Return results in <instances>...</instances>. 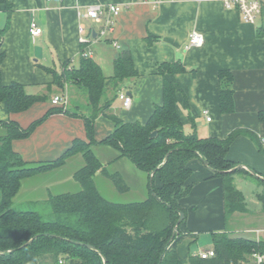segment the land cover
<instances>
[{
  "label": "crops",
  "instance_id": "obj_1",
  "mask_svg": "<svg viewBox=\"0 0 264 264\" xmlns=\"http://www.w3.org/2000/svg\"><path fill=\"white\" fill-rule=\"evenodd\" d=\"M7 1L11 5L10 11L5 2H0V28L7 26L2 40L6 53L1 64L2 83L20 82L30 94L48 93L49 96L18 113L10 112L7 103L2 101L0 121L12 119L27 127L53 108L64 107L71 112H79L77 116L64 110L53 112L31 135L15 139L12 146L24 160H53L78 137L87 139L81 114H90L89 103L85 106L76 96L83 95L84 98L86 95L70 82L63 89L56 85L50 87L55 78L53 70L61 73L65 62L69 67L79 65L83 51H92V56L107 75L113 73V61L121 51L129 49L132 53L134 67L140 75L125 79L120 91L130 93L133 103L125 107L117 99L119 103L115 101L111 107L126 121L146 123L150 119L155 106L163 102L164 82L158 72V64L180 60L188 70L175 75L180 86L177 112L189 132L195 129L201 136L225 138L233 130L246 127L264 140V120L259 116L264 110V9L251 23L243 20L236 9L227 8L219 0ZM95 4L122 6L115 16L114 28L104 37L95 38L102 24L84 15L88 7ZM32 20L43 28L41 35L31 34ZM80 24L85 25L88 31H96L90 43L79 40ZM195 30L205 38L202 45H190L189 36ZM150 35L156 41L149 45L147 38ZM226 69L234 74L235 108L234 112L224 113L220 109L219 72ZM67 93L73 94L71 105L67 104ZM112 93L110 91L109 95ZM55 95H66L65 104H54L52 98ZM204 110L209 113L205 114ZM114 126V121L108 116H98L94 123L95 139H106ZM93 149L108 172L120 173L126 184V189L120 190L110 176L97 171L95 184L105 198L125 203L140 202L148 197V173L138 168L130 158L119 157L118 149L112 144L96 142ZM228 156L237 165L244 164L264 176V155L248 136L237 137ZM85 163L83 154L78 152L61 167L25 177L14 203L30 206L48 201L52 195L79 192L82 185L74 173ZM189 166L193 171L188 180L192 188L180 200L187 217L178 228L180 241L176 245L181 259L213 249L215 232L227 231L255 240L264 239V213L257 220L247 211L227 216L222 178L215 176L200 158L193 159ZM236 180L243 193H246V187L253 189L254 185H250L252 181L247 177L238 176ZM242 182L246 187L241 185ZM107 193L115 198L108 197ZM250 204L253 203L249 201L248 207ZM258 204L252 209L257 211ZM202 234H207L208 239H200ZM257 256L249 255L243 264H260ZM61 258L65 259V264H81L77 258Z\"/></svg>",
  "mask_w": 264,
  "mask_h": 264
},
{
  "label": "trees",
  "instance_id": "obj_2",
  "mask_svg": "<svg viewBox=\"0 0 264 264\" xmlns=\"http://www.w3.org/2000/svg\"><path fill=\"white\" fill-rule=\"evenodd\" d=\"M0 2H5L8 11L11 10L7 0ZM6 30L7 26L0 28V103L5 101L10 112L18 113L45 101L49 94H30L20 82L2 83L1 64L6 58L2 40ZM147 41L150 45L156 38L150 35ZM157 68L163 76V102L155 106L146 123L126 121L111 109L120 99L122 82L140 75L129 49L114 59L111 75L104 73L92 55L82 56L77 66L69 67L65 62L61 73L53 70L55 78L50 87L63 89L70 82L86 95L90 107L89 115L81 114L87 139L78 137L53 160L26 161L15 151L12 142L31 135L53 112L64 110L74 116L79 112L53 108L27 127L12 119L0 121V264H58L63 256L77 258L81 264H243L253 254L263 255L260 264H264L263 239L231 236L227 231L213 234L214 256L189 254L185 259L178 256V228L187 217L180 200L192 188L188 183L193 174L189 163L196 158L207 160L213 174L222 178L226 215L230 216L246 207L245 196L235 182L236 175L245 174L264 186L263 179L245 168L230 171L237 166L228 156L230 147L237 137L246 135L264 155V140L246 127L233 130L225 138L201 136L195 129L189 132L177 112L180 86L175 79L176 74L188 68L180 60L159 63ZM219 81L220 109L224 113L234 112L233 71L221 70ZM110 91L113 95H109ZM100 115L111 118L115 126L106 139L97 141L94 123ZM259 116L264 120V110ZM155 130L157 134L152 136ZM96 142L112 144L118 149L119 157L130 158L148 173L150 192L146 199L121 203L101 194L95 184L97 171L110 176L120 190L126 189V184L120 173L108 172L98 159L93 149ZM78 152L86 160L74 173L82 188L79 192L52 195L45 201L52 208L49 218L38 210L39 202L30 206L14 203L25 177L61 167ZM166 156L168 160L164 163ZM261 200L264 204V192ZM180 212L185 218L175 233Z\"/></svg>",
  "mask_w": 264,
  "mask_h": 264
},
{
  "label": "built area",
  "instance_id": "obj_3",
  "mask_svg": "<svg viewBox=\"0 0 264 264\" xmlns=\"http://www.w3.org/2000/svg\"><path fill=\"white\" fill-rule=\"evenodd\" d=\"M147 1V0H144ZM161 0H156V2H160ZM224 6L227 8H233L236 9L243 20L254 23L255 19L257 16H259L263 9H264V0H219ZM88 11L84 14L85 17L91 19L94 22H98L102 24L101 29L99 33H95L94 31L90 30L88 31L86 26L83 24H80L79 27V40L81 43H90V41H93L92 36L95 33V38L97 36L104 37L106 33L114 28V21H115V16L120 13L122 10V6L119 4H109L107 6L95 4V5H90L87 9ZM30 32L32 35L38 36L43 33V28L37 24L35 20H32L30 22ZM94 32V33H93ZM190 45L195 46V45H202L204 43L205 38L203 35L195 30L192 31L190 34ZM117 45V43H116ZM118 47V46H117ZM92 51H83L84 56H91ZM120 100L122 101L123 106L125 107H130L131 104L133 103V98L131 95L128 94L125 90H122L119 92V97ZM54 104H60L63 105L65 104L66 100L60 95H55L52 98ZM204 113L207 114L209 111L204 110ZM210 120L211 118L208 117ZM215 255V250L214 249H208V250H202L201 253L199 254L200 257L207 258V257H212ZM260 263L263 260V255H258L257 256ZM58 264H65V259L61 258L59 259Z\"/></svg>",
  "mask_w": 264,
  "mask_h": 264
},
{
  "label": "rangeland",
  "instance_id": "obj_4",
  "mask_svg": "<svg viewBox=\"0 0 264 264\" xmlns=\"http://www.w3.org/2000/svg\"><path fill=\"white\" fill-rule=\"evenodd\" d=\"M70 95H71V97H70ZM70 95H68V93H67V97H68V105L70 104H72V102H73V100H74V97H73V94H71L70 93ZM66 95H62V97L63 98H66L65 97ZM77 96V98L79 99H81L82 100V104H84L85 106L88 104V99H86V97H84L83 98V95H76ZM84 100V101H83ZM116 102H118L119 103V100L118 101H116ZM77 103H78V101H77ZM63 104V103H62ZM118 105V104H117ZM238 176H242V177H247L245 174L243 175V174H239V175H236V177H235V182H237V177ZM248 178V180H250V181H252V183L250 182V185H254L252 188V190H249L247 187H246V185H245V183L244 182H242L241 183V185L243 186V187H246V193L244 192L243 194H244V196H245V198H244V200L246 201V207H245V209H244V211H247V212H249L250 213V215L252 216V218H254L255 220H257V217L261 214V213H264V204H263V201L261 200V195L263 194V192H264V186L263 185H258L256 182H255V180L253 179V178H251V177H247ZM240 180V179H239ZM238 180V181H239ZM75 181V180H74ZM241 181V180H240ZM237 184V183H236ZM241 189V188H240ZM242 191V190H241ZM243 192V191H242ZM107 196L109 197H112V199H114L115 198V196H112V194H110V193H107ZM117 199H119V198H117ZM248 199V200H247ZM249 201H251L253 204H250V207H248V203H249ZM256 201V202H255ZM45 201H40L39 203H38V210H40V212L45 216V217H47V218H49L50 217V215L52 214V208H51V205H48V204H45L44 203ZM256 203H259L258 204V210L257 211H255V210H253L252 208H254V207H256ZM17 205V204H16ZM20 208V207H19ZM244 211H238V212H244ZM235 212H237V211H235ZM259 218V217H258ZM229 235H231V236H237V237H240L241 235H238V234H233V232H229ZM207 237V239H208V235L207 234H202L201 235V238L200 239H203V238H206ZM241 237H243V236H241ZM245 237H247V236H245ZM248 238H250V237H248ZM252 239V238H251ZM263 239V238H262ZM264 240V239H263ZM69 259V258H68Z\"/></svg>",
  "mask_w": 264,
  "mask_h": 264
},
{
  "label": "water",
  "instance_id": "obj_5",
  "mask_svg": "<svg viewBox=\"0 0 264 264\" xmlns=\"http://www.w3.org/2000/svg\"><path fill=\"white\" fill-rule=\"evenodd\" d=\"M128 94H130V93H128ZM157 134V131L155 130V131H153V133H152V136H154V135H156ZM167 158L165 159V161H164V163L168 160V156H166ZM204 162H205V164L211 169V170H213L210 166H209V164H208V161L207 160H204ZM243 168H246L247 170H249L254 176H256V177H260L261 179H263L264 180V176H262V175H260L259 173H257L255 170H253V169H251V168H249V167H247L246 165H237L236 167H234V168H232V169H230V171H234V170H236V169H243ZM154 174V173H153ZM153 174H152V176H153ZM180 220H179V222H178V224L175 226V228H174V232L176 233V229H177V226L181 223V221L185 218V216H184V213L183 212H180ZM51 235H54V236H58L59 237V235H56V234H51ZM87 246L89 247V248H91V249H95L92 245H90V244H87ZM107 264V263H106Z\"/></svg>",
  "mask_w": 264,
  "mask_h": 264
}]
</instances>
